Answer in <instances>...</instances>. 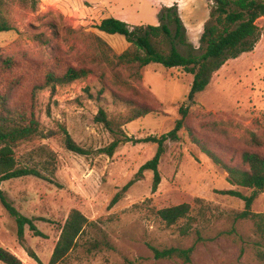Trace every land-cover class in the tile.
<instances>
[{
	"label": "rangeland",
	"instance_id": "rangeland-1",
	"mask_svg": "<svg viewBox=\"0 0 264 264\" xmlns=\"http://www.w3.org/2000/svg\"><path fill=\"white\" fill-rule=\"evenodd\" d=\"M104 1L114 17L125 14L138 25H159L161 8L171 6L164 5V0H156L155 5L152 0ZM5 2L4 15L17 29L0 32V52L16 58L23 72L33 62L41 63L35 69L42 74L46 68L64 71L69 64L89 66L93 71L54 90L49 86L38 89L34 99L30 80L15 87L12 102H33L46 134L18 144L15 156L19 166L35 168L42 177L12 178L3 181L1 188L22 214L36 218L42 235L27 226L23 246L15 218L0 198V246L15 253L23 264H49L61 227L70 211L78 208L89 223L58 264H264L257 255L258 250L264 252V235L252 219L240 216L246 201L224 193L232 189L250 196L253 189L231 184L226 169L211 156L242 166L244 151L264 154V16L257 21L261 36L255 48L227 60L190 103L193 75L181 67L152 63L141 69L140 78L127 71V88L116 83L109 67L95 62L86 33H99L95 26L103 16L87 10L88 0H72L55 8L44 7L39 0L35 10L20 0ZM174 4L189 41L198 48L197 35L201 36L215 0ZM40 32L46 34L48 44L34 39ZM99 34L117 53L130 46L123 35ZM158 45L169 48L166 43ZM179 49L186 52L183 46ZM128 100L155 110L122 126L132 139L123 140L113 155L101 152L123 134L112 133L98 122L99 110L104 108L120 122L132 108ZM181 106H189L186 125L178 140L165 143L159 164L161 182L154 191L153 170H144L138 177L157 150V143L144 139L171 131L181 116ZM65 130L89 153L70 150ZM131 180L135 182L113 203ZM184 202L191 205L186 217L174 224L160 217V209ZM251 210L264 213V190L257 192ZM152 247L194 250L185 262L178 257L157 258Z\"/></svg>",
	"mask_w": 264,
	"mask_h": 264
},
{
	"label": "trees",
	"instance_id": "trees-1",
	"mask_svg": "<svg viewBox=\"0 0 264 264\" xmlns=\"http://www.w3.org/2000/svg\"><path fill=\"white\" fill-rule=\"evenodd\" d=\"M39 0H20L21 5H32L33 10ZM5 0H0V32L16 30L17 27L9 22L4 15ZM264 16V0H215V5L210 11L209 18L204 24L200 36V46L196 48L188 39L186 26L180 17L176 4L163 6L159 13V25H130L128 22L107 17L101 20L95 28L99 33L120 34L126 37L130 46L121 53L115 52L113 47L99 34L86 33L91 37L90 56L98 65L109 67L116 78V83L130 88L125 72L131 71L137 77H141V69L149 64L158 63L167 68L181 67L186 73L193 75V81L188 100L193 103L198 91L204 90L210 83L213 74L218 71L227 60L238 58L246 52L252 51L261 36V28L257 21ZM35 40L42 44H48L44 32L35 34ZM166 43L168 49L160 48L158 44ZM179 46L186 48L184 53ZM41 63L31 64L26 72L19 67V61L13 56H5L0 52V198L17 223V235L20 243L25 246L26 227L35 235L41 236L36 218L22 214L1 188L3 181L28 175L42 177V173L30 167L18 165L15 156V147L23 141L36 136H46L37 117L36 106L25 99L12 102V95L17 85L23 82H33L30 88L31 99H34L36 90L57 85L70 84L92 73L89 66H76L69 64L64 71H55L46 68L42 74L35 69ZM102 67V66H100ZM30 70V78L28 76ZM33 74V75H32ZM132 108L126 116L118 122L110 118L108 113L101 108L96 117L112 133L123 134V138H115L101 152L113 155L116 148L123 140H131L122 129L128 122L146 116L155 109L145 104H137L128 100ZM180 118L176 120L174 128L160 137L149 136L145 141L157 143L154 156L142 165L138 177L144 170H153V190L156 191L161 175L159 164L165 153V143L168 139L178 140L180 130L185 127L189 115V106H181ZM67 147L79 154H88L89 151L78 145L67 133ZM256 137V136H255ZM216 162L222 164L228 172V181L236 186L251 188L253 193L248 196L239 190H225L224 193L240 197L246 201V208L240 214L241 217L253 220L256 230L264 235V213H256L251 210V205L258 191L264 190V154L254 150H247L241 154L242 166L225 164L220 157L211 154ZM135 182H128L113 199L116 203L129 187ZM191 210L187 202L165 207L159 210L160 217L168 224L176 223L180 218L186 217ZM89 223L88 217L78 208H73L63 226L60 236L54 247L49 264H58L77 244L78 238L85 231ZM157 258H181L185 262L191 260L194 248L182 247H152ZM29 251L35 255L33 250ZM259 258L264 260V252L257 251ZM36 256V255H35ZM0 261L5 264H23L12 251L0 246Z\"/></svg>",
	"mask_w": 264,
	"mask_h": 264
},
{
	"label": "crops",
	"instance_id": "crops-1",
	"mask_svg": "<svg viewBox=\"0 0 264 264\" xmlns=\"http://www.w3.org/2000/svg\"><path fill=\"white\" fill-rule=\"evenodd\" d=\"M42 1V4L43 6L49 8V7H59L60 5H62L63 3L66 4V3H69L71 4L72 0H41ZM74 1V0H73ZM89 2H91V5L90 7H87V10L89 12H93V13H99L103 16L102 19L104 18H107V17H114L113 16V11L112 9L110 8V5L108 4L107 1H104V0H88ZM155 1L156 0H152V2H154V5H155ZM164 5H172L174 4L175 2L180 5V3L184 0H164ZM161 7V6H160ZM116 18V17H115ZM119 18L121 20H124L126 22H128L129 24L131 25H138L137 23L135 22H132L129 20V17H127L125 14L124 15H120ZM101 19V20H102ZM101 20L99 22H101ZM142 25V24H141ZM197 37H200V35L198 34ZM198 39V38H197Z\"/></svg>",
	"mask_w": 264,
	"mask_h": 264
}]
</instances>
